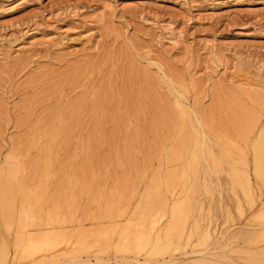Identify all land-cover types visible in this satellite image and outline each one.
Returning <instances> with one entry per match:
<instances>
[{"label": "rangeland", "instance_id": "obj_1", "mask_svg": "<svg viewBox=\"0 0 264 264\" xmlns=\"http://www.w3.org/2000/svg\"><path fill=\"white\" fill-rule=\"evenodd\" d=\"M151 60L198 114H207L209 142L248 173L254 199L227 185L207 201L195 186L194 197L205 212L213 209L218 236L227 232L221 245L231 259L264 261V103L254 95H264V0H0V259L7 249L6 264H24L12 261L21 257L15 246L24 248L44 227L65 228L91 263L97 254L115 264L123 254L143 264L162 258L149 255L150 244L142 252L118 245L132 232L131 225L122 234L126 224L142 219L147 192L167 193L169 173L181 171L198 148L192 137L179 145L182 116L156 68L146 65ZM74 67L79 72H70ZM55 199L63 220L46 226ZM194 218L205 226L200 211ZM166 221L159 216L158 225ZM174 252L173 246L166 260ZM202 256L179 262L227 264Z\"/></svg>", "mask_w": 264, "mask_h": 264}, {"label": "bare ground", "instance_id": "obj_2", "mask_svg": "<svg viewBox=\"0 0 264 264\" xmlns=\"http://www.w3.org/2000/svg\"><path fill=\"white\" fill-rule=\"evenodd\" d=\"M164 28L170 30L171 26L165 25ZM178 34L179 36L183 35L182 32H179ZM146 65H152L156 68L155 72L158 73L157 77L170 89L171 94L174 96L173 102L176 106L175 109L178 108L182 116L183 125L181 132L179 131L181 135L179 145L181 144L182 146L183 141L189 140L192 137L197 141L198 148L196 147L197 149L194 150L192 156L188 158V161L186 159L187 163H185L186 165L183 164V166L185 165V167H182L181 171L174 170L169 173L167 193L155 191V193L151 194V192H147L148 194H146L144 202L145 205L143 217L140 222L138 221V223H135L134 225L130 221L126 224L127 226L124 228L122 234L127 232L130 229L131 225L133 226L132 230H130L132 232L128 236H121V239L118 242L119 248H122V250H125L126 252H142L144 250L148 251V246L150 244V246H153V248L149 252V255H160L162 256V258L157 260L154 258L146 259L144 264H166L167 262L180 264L179 261L183 262L182 259L185 260V258H188V256L196 257L197 255H205L206 257L214 256L217 259H220L219 262H223L222 260H226L227 264H264V261L261 258H254V256L253 258H247L244 261L231 259L229 253L227 252L228 245H221V241L224 239V236L227 232L218 236L219 233L217 232V228L215 226L216 224H214L213 222V209L209 208V210L205 212L206 209L202 201L200 202L199 200H197V196L194 197L195 191L193 193V188L195 186H198L200 189H202V195H204V197L206 198L205 201H207L208 199H214V196L216 194H221L226 185L227 188H232L233 192H235V190H237V187L240 186L245 192H247L252 203L254 198H251V193L253 192L250 185L251 180L248 173L240 171L239 173L238 169L235 168V166L224 159L225 155L223 153L215 150V147L209 142V135L206 127L208 125L207 114L197 113L195 108L189 104V100L185 94L186 92L184 93L182 87H178L175 84L174 80L166 72L165 68L161 64L153 62L152 60ZM88 66L89 63L87 64V67ZM77 71L79 72L78 68L74 67L70 72L76 73ZM144 75L151 81L157 79L156 76L154 78L147 72ZM254 95L261 97L264 103V95L258 93H255ZM95 103H98V101ZM162 115H164L167 119V122L171 124V122L173 121L172 116L167 112H163ZM155 128L157 130L158 125ZM160 136L161 134L159 135V137ZM263 139L264 130H262L259 134V141H262ZM223 174H227L226 176H228V178L226 179L224 178V176L222 177ZM56 200L57 199L52 200L48 205L47 220L45 224L46 226H50V224L63 220V204H58ZM54 211H56L57 214H55ZM196 211H200L202 217L204 215L203 219H206L204 227L199 224L200 222H198L201 217L198 221H196V217V219L194 218L195 220L192 219ZM55 215H57V217ZM159 216H166L167 219L166 224L162 227L158 225L160 223ZM49 228L44 227L43 229H40L28 236V241L26 240L27 243L24 248L20 243H18L15 247H17L18 249L16 250L18 251V254L21 252V257L19 255L18 256L20 258L17 256H13L12 261L15 262V260L18 259H25L26 262L24 264H115V262L112 263L110 259H103L99 254L96 255L95 263H91L89 260H84L81 257V254L83 252H86V247H76L74 245V242L67 238V232L66 230H64L65 228ZM261 233H264V230H262ZM162 240L166 242V244L164 243L165 246L158 248L155 247ZM63 245H68L69 248L67 247L68 249H62ZM211 245L217 246L219 247V249L211 250ZM173 246L175 247V251H178L177 253H179L180 251V253L177 254L174 252L175 255H171L170 258L166 260L167 258L165 257V255L170 252V249ZM107 247L100 249L97 253L108 251L109 248L107 249ZM188 247H191V251H187ZM8 258L9 251L6 249L1 256L0 264H6ZM203 260L206 259L203 257ZM116 264H143V262L136 258L124 256L123 254L119 262H117Z\"/></svg>", "mask_w": 264, "mask_h": 264}]
</instances>
